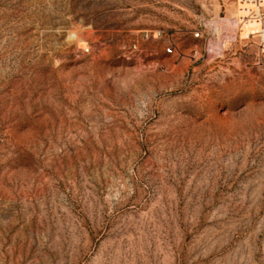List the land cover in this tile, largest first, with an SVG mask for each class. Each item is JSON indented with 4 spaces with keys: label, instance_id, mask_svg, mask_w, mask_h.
Masks as SVG:
<instances>
[{
    "label": "rangeland",
    "instance_id": "obj_1",
    "mask_svg": "<svg viewBox=\"0 0 264 264\" xmlns=\"http://www.w3.org/2000/svg\"><path fill=\"white\" fill-rule=\"evenodd\" d=\"M254 8L0 0V264H264Z\"/></svg>",
    "mask_w": 264,
    "mask_h": 264
},
{
    "label": "bare ground",
    "instance_id": "obj_2",
    "mask_svg": "<svg viewBox=\"0 0 264 264\" xmlns=\"http://www.w3.org/2000/svg\"><path fill=\"white\" fill-rule=\"evenodd\" d=\"M243 1H244V4L251 3V4L255 5L254 11L257 12L256 13L257 17H254V20L263 24V21L260 19L259 14H258L260 2L255 3L253 0H243ZM236 16H237V19L235 18L236 20L234 22H232L228 18H226V19L219 18L216 20L213 19V21L211 20L212 22H210V25L214 29L215 34L217 36L216 41L212 40L208 44V46H209L208 48H209L211 53L217 55L215 53V49L218 50L219 46H222L223 44H227L231 40L229 37H224V34H226V33L228 35L233 34L237 29H239V26L243 23V21H242V16H243L242 7H238V12H237ZM251 22H253V21L251 20Z\"/></svg>",
    "mask_w": 264,
    "mask_h": 264
},
{
    "label": "built area",
    "instance_id": "obj_3",
    "mask_svg": "<svg viewBox=\"0 0 264 264\" xmlns=\"http://www.w3.org/2000/svg\"><path fill=\"white\" fill-rule=\"evenodd\" d=\"M255 3L256 2H262V0H253ZM261 9H262V6H260L259 7V10H258V14H259V17H260V19L263 21V23H264V14L262 13V11H261ZM256 13L257 12H255L254 10H251L250 11V15H249V17L250 18H253V17H257V15H256ZM260 31V38H263V41H264V28H263V30H259ZM155 37L156 38H159V37H162V33L161 32H158L157 34H155ZM197 37H199V35L197 36ZM172 49L171 48H169L168 49V53L169 54H172Z\"/></svg>",
    "mask_w": 264,
    "mask_h": 264
}]
</instances>
